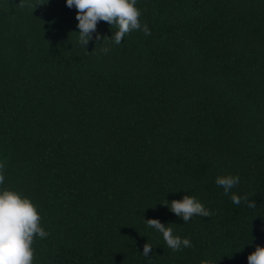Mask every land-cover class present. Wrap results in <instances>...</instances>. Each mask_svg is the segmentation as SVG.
Masks as SVG:
<instances>
[{"label":"trees","instance_id":"1","mask_svg":"<svg viewBox=\"0 0 264 264\" xmlns=\"http://www.w3.org/2000/svg\"><path fill=\"white\" fill-rule=\"evenodd\" d=\"M137 7L151 35L103 42L117 29L100 21L85 50L66 0H0V187L38 207L34 264H248L264 246V0ZM184 195L211 217L163 205ZM148 219L192 247L173 252Z\"/></svg>","mask_w":264,"mask_h":264},{"label":"clouds","instance_id":"2","mask_svg":"<svg viewBox=\"0 0 264 264\" xmlns=\"http://www.w3.org/2000/svg\"><path fill=\"white\" fill-rule=\"evenodd\" d=\"M138 0H66V6L77 10L78 43L86 50L88 43L93 40H101V34L97 32L100 21L107 22L113 32L110 38H103L119 45L124 42L126 35L132 31H142L145 36L151 35L146 23H142L143 12L137 7ZM123 41V42H122ZM102 42V43H103ZM103 52L109 51L107 47ZM6 162L0 160V186L5 183ZM218 187H222L225 195H229L232 203L239 206L242 201L249 208H256L253 200L241 197L232 192L240 183L239 175L223 174L215 179ZM167 201V200H166ZM163 205L168 206L169 211L187 224L194 216L211 217L212 212L195 196L184 195L182 199L167 201ZM41 215L38 207L32 199L22 192L0 187V264H34L35 238L41 240L48 237L49 232L41 223ZM148 228L159 232L166 246L173 252L192 247L191 240L175 234L172 227L163 224L158 219L144 220ZM153 246L146 243L142 255L149 257ZM248 264H264V246H257L255 251L248 256ZM201 264H216L213 259L202 260Z\"/></svg>","mask_w":264,"mask_h":264}]
</instances>
